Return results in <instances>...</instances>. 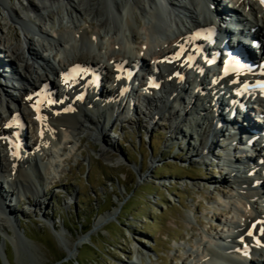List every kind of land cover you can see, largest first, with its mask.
Wrapping results in <instances>:
<instances>
[{
  "label": "rangeland",
  "instance_id": "rangeland-1",
  "mask_svg": "<svg viewBox=\"0 0 264 264\" xmlns=\"http://www.w3.org/2000/svg\"><path fill=\"white\" fill-rule=\"evenodd\" d=\"M10 1L20 5L23 16L26 0ZM18 22L10 20L0 4V31L8 48L24 46L26 26ZM85 25L82 28L91 32ZM27 30L34 35L33 27ZM1 50L0 44L1 62L9 71L4 73L0 67V82L16 94V77ZM188 91L191 96L184 102L190 106L202 92L193 93L192 86ZM175 112L187 117L183 106ZM143 113L137 108L116 125L102 124L105 138L78 133L76 150L63 147L60 151L64 162L58 160L49 171L41 169L45 180L39 195L23 191L13 197L8 179L4 180L5 205L14 214L8 233L0 227L3 264H188L197 243L225 232L224 222L233 215L228 211L235 205L233 178L221 165L197 160L200 138L180 119H170L161 111L150 124V116ZM191 119L202 124L204 116ZM256 120L253 113L251 122ZM172 126L179 127L181 135L174 134ZM203 126L197 130L204 132ZM225 136L223 131L214 138L213 153L226 154ZM104 146L111 159L103 155ZM36 201L44 203L42 208Z\"/></svg>",
  "mask_w": 264,
  "mask_h": 264
},
{
  "label": "bare ground",
  "instance_id": "bare-ground-1",
  "mask_svg": "<svg viewBox=\"0 0 264 264\" xmlns=\"http://www.w3.org/2000/svg\"><path fill=\"white\" fill-rule=\"evenodd\" d=\"M26 2L22 16L19 13L20 5H13L10 0H0V4L6 8L10 20L16 19L22 22L21 25L35 29L33 35L24 27L22 41L24 46L10 48L5 45L0 31L1 51L10 60L11 73L16 77V84L13 87L16 94L10 92L7 86L4 87L0 82V147L7 154L10 153L9 145L12 143L7 137L9 131L6 130V126L9 119L17 111L27 116L28 121L33 126L32 129H35L39 135V140L34 143L33 147H28L31 150L28 157L25 155L17 158L7 156L4 158L6 165L3 163L0 167V176H5L3 174L5 171L7 173L5 178L10 179L7 184L12 188L13 197L14 195H22L23 191H31L39 195V187L45 180L41 169L49 171L57 160L63 162L64 159H60L61 157L58 156V151L63 146H70L75 151L78 144H74L72 141L80 132L86 133L88 136L99 135L105 138V128L102 124L116 125L123 116L130 114L133 111L131 108V96L133 95L139 98L137 99L139 103L141 100L144 102L147 100L144 98L145 96L153 97L148 99V102L153 99L151 105L148 103L151 107L147 108V114H150V124L153 123L158 112L166 111L168 118L176 117L181 120L184 126L196 131L197 137L200 138L195 150L197 160L205 162L213 157L212 137L220 136L223 132L217 126L220 119L217 116V109H215L218 103L215 101V97L218 94H211L207 91V98L198 94L190 106L185 105V102L183 105V95L188 92L190 86L194 90L193 93L197 94L204 91L210 84H207L209 80L205 78L197 80L198 77L194 82L189 80L179 82L178 76H175L174 72L179 67L184 69L188 67L185 63L182 65V61L179 62L178 66L164 67L167 71V74L162 77L165 82V90L161 92L164 94L147 89V84L144 81L140 83L143 84L144 89L139 86V89L130 93L129 98H127L126 94H120L119 91L120 85H128L122 83L123 79L118 82L115 92L105 90L107 98H102L98 102H101L100 105L104 104L108 111L106 114L99 109L98 102L94 105V111L90 110L88 105L79 103L76 99V93L68 88V93L58 98H65L64 104L57 103L54 108L46 105L43 122L36 123L32 114V102L29 95L33 93L35 87L40 86L41 82L50 80V77H57L61 70L75 64L98 65L106 70V77L113 80L116 77V63L119 61L126 60L131 65L136 59L142 61L148 58L152 60L167 59L169 54L177 50L179 43L193 39L194 29L200 26L216 25L214 20L215 8L223 7L221 3L223 0H39V3L26 0ZM231 3L236 8L235 12L240 15L241 21H239L240 24H237L238 27L242 28L245 26L244 23L246 25L253 24L249 30L258 28L259 34L264 37V12L258 2L256 0H231ZM56 9L57 11H55ZM228 9H230L229 6ZM25 19H28V23L24 21ZM85 24H89L92 29L91 32L82 28V25ZM56 27L58 28L55 29ZM220 28L223 30L222 26ZM58 57H60L59 60ZM144 64L143 62L140 63L141 66ZM0 67L4 69V73L9 71V69L5 70L1 58ZM15 68L16 70H14ZM145 72H152V70L145 68ZM212 74L213 79L216 75ZM232 80L234 79L228 80L227 83L230 84ZM63 81L62 77L59 78V86ZM212 81L210 80L208 83H212ZM127 88L128 92L130 85ZM227 94L221 95L219 100L222 102L227 99ZM113 96L115 100L108 101V98ZM200 101L205 102V104L208 103L209 108L200 107ZM69 104L74 105L76 109L74 113H67V105ZM257 104L259 108L261 107L257 114L260 118H264V109H262L264 103L258 99ZM177 106H183L187 117L175 116V114H179V112H175ZM227 106L225 105V108ZM17 107L19 110L16 109ZM56 111L58 112L56 113ZM232 111L233 109L228 112L226 117L228 120L231 119ZM87 112H92V115H88ZM115 112H119V116L115 115ZM196 114L204 116L202 121V124L205 125L204 132L197 130V127L204 126L191 119ZM229 124L232 126V123ZM176 126H172L174 134L181 135L179 127ZM41 130H43V137H41ZM246 136V130H241L237 136L230 134L227 140L232 145L233 141L236 140H240L243 144ZM78 143H82V140ZM237 144L239 145L234 149L239 151L240 143ZM107 148L104 146L102 153L111 159ZM245 148L241 157L234 156L228 150L230 154L228 153L224 160L225 165L229 166L227 175L233 178L231 191L237 194L234 209H232L233 218L231 221L224 222V228H227L228 233L217 234L216 239L231 245L232 251L237 247H242L240 241L245 236L249 226L256 219L262 218L264 214V206L256 202L259 191L255 187L256 181H261L262 186H264V165L261 172H253L252 166L246 161L241 162V159L249 156ZM45 159L48 160L46 164H44ZM260 159L264 160V156L261 154L258 160ZM7 179H2V186L4 180ZM222 180L224 183L228 182L226 177ZM0 188V213L6 215L5 218L0 216V227L8 233L11 227L9 225L10 219L13 218L14 213L9 209V206L7 209L5 205L7 196L3 193V187L0 186ZM34 204L39 208L44 205L42 201H36ZM254 239L258 238H249L248 240L245 238L253 252L260 254L259 258H245L244 252L241 254L232 253L230 257L228 256L229 263L247 264L251 260L252 264H264V248L256 247ZM208 243H213L212 238L208 240ZM79 244L81 245L82 242ZM208 245L202 242L197 243L198 250L196 249L197 251L189 254L188 260L191 258L192 260L188 264H207L204 263L206 252L213 254L210 262L215 264L217 252L221 247L216 246L213 249H208V247L206 249ZM68 252L73 255L74 250L69 247Z\"/></svg>",
  "mask_w": 264,
  "mask_h": 264
},
{
  "label": "trees",
  "instance_id": "trees-1",
  "mask_svg": "<svg viewBox=\"0 0 264 264\" xmlns=\"http://www.w3.org/2000/svg\"><path fill=\"white\" fill-rule=\"evenodd\" d=\"M0 263L3 264L2 260H1V257H0Z\"/></svg>",
  "mask_w": 264,
  "mask_h": 264
}]
</instances>
